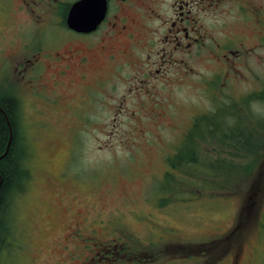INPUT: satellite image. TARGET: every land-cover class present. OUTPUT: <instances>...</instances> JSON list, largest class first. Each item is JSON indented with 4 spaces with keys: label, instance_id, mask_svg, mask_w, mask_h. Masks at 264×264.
<instances>
[{
    "label": "rangeland",
    "instance_id": "1",
    "mask_svg": "<svg viewBox=\"0 0 264 264\" xmlns=\"http://www.w3.org/2000/svg\"><path fill=\"white\" fill-rule=\"evenodd\" d=\"M46 1L0 0V97L15 101L24 171L2 205L0 264H264V15L218 14L185 70L149 73L160 59L142 53L111 71L99 52L87 70L19 71L67 45L74 0ZM204 114L214 123L191 134Z\"/></svg>",
    "mask_w": 264,
    "mask_h": 264
},
{
    "label": "flooded vegetation",
    "instance_id": "2",
    "mask_svg": "<svg viewBox=\"0 0 264 264\" xmlns=\"http://www.w3.org/2000/svg\"><path fill=\"white\" fill-rule=\"evenodd\" d=\"M106 3L103 19L90 31H76L67 26L68 5L60 20L61 41L67 44L66 47L56 51L50 60L49 57L48 60L43 58L42 54L17 61L15 68L19 71L29 68L38 74L45 64L55 60L56 64L63 63L56 68L58 73L74 68L85 70L96 63L98 53L103 52V65L111 66V71L120 69L127 61L143 58L142 53L145 61L154 55L160 59L159 65L149 69V73L153 70L155 73L160 72L163 65H167L166 70L175 63L178 66L185 65L180 67L185 70L189 68L188 59L195 47L208 46L205 45L206 38H213L211 32L205 30V24L214 21L218 14L224 11L235 13L246 22L262 21L264 15L261 6L253 3V0H106ZM26 4L41 7L50 5L46 0H26ZM233 8L235 10L231 11ZM31 11L35 9L31 8ZM242 35L234 37L238 43L235 46L238 47L237 51L247 49L243 48L239 37L249 39V36ZM232 40L229 38L224 44L216 45L221 52V56L217 57L225 60V63L230 60L227 59L228 53H232V48H235L228 47ZM85 72H79L81 78L85 77ZM32 87L34 91H39L35 86Z\"/></svg>",
    "mask_w": 264,
    "mask_h": 264
},
{
    "label": "trees",
    "instance_id": "3",
    "mask_svg": "<svg viewBox=\"0 0 264 264\" xmlns=\"http://www.w3.org/2000/svg\"><path fill=\"white\" fill-rule=\"evenodd\" d=\"M14 105H15V101L10 96L0 97V217H1L0 218V234L4 235V237L0 238V246L3 245L5 241V237H6L5 235L8 232V229L5 230L3 219L1 216V211L3 208L2 205L4 203L6 196L9 193L8 191L10 190V188L13 187L16 180L19 179L21 174H24V171L22 173L20 170V159L18 155L16 154L17 144L15 141V122L16 121L14 118ZM4 113L6 114L8 118L10 128H11L9 141H8V127H7L5 117H4ZM205 119L210 120L211 123H214V120L212 119L211 114L199 115L194 119L193 124L191 126V130L189 132L191 134L197 133V132H199V134L202 133L203 132V131L201 132L202 129L197 128L196 125L203 124L202 122ZM211 126L212 125H210V127ZM195 127L197 130L194 129ZM229 128H230V131L234 135L235 134L241 135L239 122H237L235 125H231V127ZM210 133L215 134L216 130L210 128ZM185 139H188V133L185 135ZM7 141H8L7 150H5ZM184 157L189 158L188 161H192L196 159L195 155H191V156L186 155ZM168 163L170 164V166H173L172 164L173 162L170 161V158L168 159ZM167 174H169V171H167ZM227 181L230 182V179L227 178Z\"/></svg>",
    "mask_w": 264,
    "mask_h": 264
},
{
    "label": "water",
    "instance_id": "4",
    "mask_svg": "<svg viewBox=\"0 0 264 264\" xmlns=\"http://www.w3.org/2000/svg\"><path fill=\"white\" fill-rule=\"evenodd\" d=\"M106 8V0H75L67 11L66 24L76 31H90L101 21ZM4 117L8 127L9 141L11 128L5 113ZM8 141L5 150H7Z\"/></svg>",
    "mask_w": 264,
    "mask_h": 264
}]
</instances>
